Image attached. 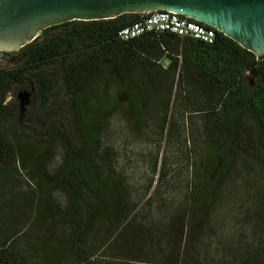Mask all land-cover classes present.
<instances>
[{"label": "trees", "instance_id": "obj_1", "mask_svg": "<svg viewBox=\"0 0 264 264\" xmlns=\"http://www.w3.org/2000/svg\"><path fill=\"white\" fill-rule=\"evenodd\" d=\"M142 15L125 13L50 26L19 51L23 60L17 67L0 71V79L9 78L26 89L33 87L37 105L43 110L65 101L73 118V126L55 118L45 128L32 131L31 126L19 123L21 114L16 105L12 106L10 120L17 128L13 135L0 130V218L4 208L11 210L15 201L18 203L15 193L3 199V181L17 170L14 165L19 162L36 169L37 148L58 142L64 149L61 165L52 176L45 174L39 199L29 198L24 204L41 215L55 211L50 202L53 189L63 186L69 196L66 212L71 227L67 233L53 230L39 242V249L29 252L17 246L20 231L2 233L0 264H36L40 257L93 264L98 250L85 242V234L96 211L111 226L106 240L113 239L127 211L125 190L116 175L100 173L97 156L101 151L100 131L122 102L139 116L150 104L169 105L175 85L179 92L184 85L202 92L204 104L212 109L208 113L213 124L207 134L199 206L211 198L238 152L264 176V57H257L216 28L212 43L169 32L121 40L120 29ZM109 84L115 86L113 94L106 89ZM219 101L220 108L215 105ZM23 140L30 141L28 154ZM39 170L44 173L43 168ZM85 191L95 193L92 208L85 205ZM29 210H25L26 215ZM249 261L264 264V239L262 254Z\"/></svg>", "mask_w": 264, "mask_h": 264}, {"label": "rangeland", "instance_id": "obj_2", "mask_svg": "<svg viewBox=\"0 0 264 264\" xmlns=\"http://www.w3.org/2000/svg\"><path fill=\"white\" fill-rule=\"evenodd\" d=\"M13 53L23 60L19 51ZM106 87L114 93L113 84ZM204 103L198 89L184 85L179 92L175 85L169 105L150 104L137 116L122 102L110 116L100 131L97 161L100 173L116 175L124 188L127 211L110 241L106 240L111 233L106 218L98 211L91 215L85 242L98 250L93 264H249L250 258L262 254L264 176L245 154L232 157L216 191L199 206L207 134L213 124L208 113L212 109ZM215 105L220 108V101ZM43 117V125L31 126L32 131L45 128L55 118L73 126L65 101L43 110ZM247 124L254 131L252 122ZM16 128L9 120L0 124L7 135H13ZM22 143L28 154L30 141ZM37 151L36 169L17 162V170L3 181V199L15 193L18 203L11 210L3 209L0 237L17 229V246L23 252L39 249V242L53 230L67 233L71 227L66 212L69 196L63 186L53 189L50 202L55 211L41 215L24 204L29 198L39 199L45 174L52 176L64 156L58 142ZM95 197L85 191V205L92 208ZM25 210H29L27 215ZM36 262L73 264L65 257L52 261L40 257Z\"/></svg>", "mask_w": 264, "mask_h": 264}, {"label": "water", "instance_id": "obj_3", "mask_svg": "<svg viewBox=\"0 0 264 264\" xmlns=\"http://www.w3.org/2000/svg\"><path fill=\"white\" fill-rule=\"evenodd\" d=\"M168 10L216 28L264 57V0H0V50L17 52L50 26Z\"/></svg>", "mask_w": 264, "mask_h": 264}, {"label": "built area", "instance_id": "obj_4", "mask_svg": "<svg viewBox=\"0 0 264 264\" xmlns=\"http://www.w3.org/2000/svg\"><path fill=\"white\" fill-rule=\"evenodd\" d=\"M142 14L138 20L120 29L118 36L121 40L129 41L151 32L156 34L169 32L208 43H212L216 37L214 27L173 11L156 10Z\"/></svg>", "mask_w": 264, "mask_h": 264}, {"label": "flooded vegetation", "instance_id": "obj_5", "mask_svg": "<svg viewBox=\"0 0 264 264\" xmlns=\"http://www.w3.org/2000/svg\"><path fill=\"white\" fill-rule=\"evenodd\" d=\"M22 60L13 52L0 50V71L17 67ZM3 72H0L2 74ZM38 96L34 88L26 89L11 83L9 78L0 79V124L11 121V109L16 105L21 116L19 123L29 126H40L44 123L43 109L37 105Z\"/></svg>", "mask_w": 264, "mask_h": 264}]
</instances>
